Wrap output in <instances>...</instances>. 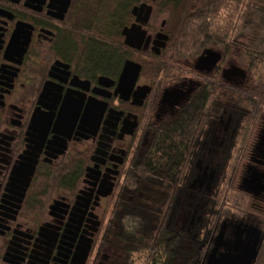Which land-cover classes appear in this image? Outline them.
Here are the masks:
<instances>
[{
  "label": "flooded vegetation",
  "instance_id": "flooded-vegetation-1",
  "mask_svg": "<svg viewBox=\"0 0 264 264\" xmlns=\"http://www.w3.org/2000/svg\"><path fill=\"white\" fill-rule=\"evenodd\" d=\"M159 2L0 0V264L126 263L110 210L156 136L180 125L187 137L174 141L193 149L163 224L169 237L179 231L198 241L196 264L205 263L219 233L216 255L252 241L253 228L261 238L251 209L264 205V186L244 181L264 185V106L247 121L245 110L225 100V86L256 81L247 66L230 62L233 48L225 54L218 44L195 56L162 57L169 31ZM143 3L148 18L132 9ZM132 25L142 34L134 47L122 33ZM126 60L140 65L130 90L118 86ZM23 156L36 162L21 196V184L9 178ZM64 175L72 185H54L42 206L36 179ZM109 184L110 193L100 195ZM231 190L247 195L249 210L208 211L215 194ZM87 244L81 263L76 254Z\"/></svg>",
  "mask_w": 264,
  "mask_h": 264
},
{
  "label": "trees",
  "instance_id": "trees-1",
  "mask_svg": "<svg viewBox=\"0 0 264 264\" xmlns=\"http://www.w3.org/2000/svg\"><path fill=\"white\" fill-rule=\"evenodd\" d=\"M158 9L168 18L169 42L162 57L195 56L210 44L221 45L225 54L235 47L242 51L256 84L225 86L231 91L225 100L232 101L238 111L245 110L247 121L259 113L264 106V0H160ZM240 117L238 120L243 121ZM186 133L185 126L180 125L156 136L144 158L131 168V188L119 192L114 200L111 219L115 223L116 244L128 255L124 264H173L174 260L175 264H196L201 259L198 241L179 231L170 238L163 226L193 149L185 141H174L187 137ZM72 180L66 175L37 178L41 184L39 203L47 204L54 185L68 188ZM229 193L215 194L208 211L215 215L220 210L229 211L225 208ZM251 215L263 231L254 264H264V205L252 208ZM185 244L191 249H183Z\"/></svg>",
  "mask_w": 264,
  "mask_h": 264
},
{
  "label": "water",
  "instance_id": "water-1",
  "mask_svg": "<svg viewBox=\"0 0 264 264\" xmlns=\"http://www.w3.org/2000/svg\"><path fill=\"white\" fill-rule=\"evenodd\" d=\"M133 10L135 9H140V10H145V17L148 18L150 14L151 7L146 4H141L139 6H134L132 8ZM139 27V26H138ZM135 26H130L129 28H124L122 30V33L125 35V43L128 44L129 46H136L135 42L138 40L140 41L142 34L140 32V29ZM158 37H161L163 39V42L160 43V46H164L167 36L159 33L157 35ZM139 38V39H138ZM158 51V49L156 50ZM140 65L132 60H126L122 72L119 77L118 81V86L122 89L130 90L131 87L133 86V83L136 79V76L139 72ZM101 110L97 108V113H96V119L98 122L99 117H100ZM35 158L33 157L32 159L28 156H23V162H21L20 166L15 168V170L11 173V176L9 178V183L10 184H17L20 183L22 188H21V196H23V192L25 191L26 187L29 184V181L31 179V176L34 171V166H35ZM246 182H254L256 183V187L258 190H261L263 188V184L259 182L258 178H251L248 179ZM111 184H109L107 187H105L104 191L98 190L100 195H108L111 191ZM52 207V205L50 206ZM260 231L257 228L252 229V241H245V240H237L235 242V247L233 249V252H230L229 248L226 247V249L216 255V250L217 247L220 244V238H221V233L216 237L215 239V246L211 249V251L208 253L206 261L204 264H254V261L256 259V256L258 254V249L260 245ZM229 243L224 242L223 246H227ZM89 250V244L85 245L84 248H80L78 253L76 254L79 257V260L81 263L86 258V255Z\"/></svg>",
  "mask_w": 264,
  "mask_h": 264
},
{
  "label": "rangeland",
  "instance_id": "rangeland-1",
  "mask_svg": "<svg viewBox=\"0 0 264 264\" xmlns=\"http://www.w3.org/2000/svg\"><path fill=\"white\" fill-rule=\"evenodd\" d=\"M230 62L238 66L240 69H244L247 66L246 58L243 56L242 51L233 48L231 50ZM221 198V196L219 195ZM247 195L242 194L235 191H230L229 195H227V201H226V209H229V211L232 212H243L245 209L249 210L250 208L246 205L247 203ZM135 264H138V261L134 262Z\"/></svg>",
  "mask_w": 264,
  "mask_h": 264
}]
</instances>
